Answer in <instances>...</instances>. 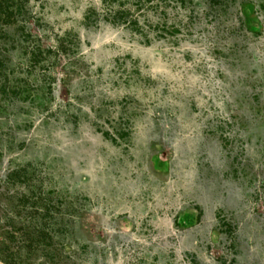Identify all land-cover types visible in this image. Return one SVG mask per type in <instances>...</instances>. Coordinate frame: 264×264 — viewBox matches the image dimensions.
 Returning a JSON list of instances; mask_svg holds the SVG:
<instances>
[{"label":"rangeland","instance_id":"1","mask_svg":"<svg viewBox=\"0 0 264 264\" xmlns=\"http://www.w3.org/2000/svg\"><path fill=\"white\" fill-rule=\"evenodd\" d=\"M220 1L0 0L37 96L0 116V264H264V0ZM20 24L57 49L32 73Z\"/></svg>","mask_w":264,"mask_h":264},{"label":"trees","instance_id":"2","mask_svg":"<svg viewBox=\"0 0 264 264\" xmlns=\"http://www.w3.org/2000/svg\"><path fill=\"white\" fill-rule=\"evenodd\" d=\"M117 0H101V2L103 4H106L107 6H111L113 5V3H116ZM145 0H135V8L139 5H141ZM179 2H182L183 7H187L186 5H184L185 0H178ZM133 2V1H132ZM220 0H216V5L220 4ZM134 4V3H131ZM213 5L210 6V8H212ZM50 13V12H48ZM136 19V18H135ZM137 21V20H136ZM41 25H44V23L42 22ZM48 25V24H47ZM174 31H177L176 28ZM60 30H55V32H53V36L52 39L55 40L56 38H58V33ZM16 34V38L21 40V44L19 46H17V48L19 47V49L21 50L22 53V58H24V61H26V66H24L25 68L23 70L27 71L28 73H32L34 71H36L37 69V62L39 61V58L42 55L46 56V59L48 61V63L50 64V59L51 57H53L55 59V57H57V49L53 48V47H47V48H42L41 47V40L39 38H35L31 32L29 31V29L27 30L25 28L24 25L20 24L15 32ZM65 35L60 34L59 37L61 38H65V41H68L70 43H73V45H76V41L71 39L69 36V32H65ZM5 36V32H3V30L0 28V37L1 36ZM16 38H12V42L14 43L16 41ZM12 50H16V46L14 44V46L11 47ZM56 50V51H55ZM7 52V51H6ZM7 55V54H6ZM4 56L1 51H0V116L1 113H9L11 115H15V110L8 109V104H9V100H11L12 102H20L23 105H31L32 103H34L36 100V93L33 94H29L28 92H25L24 90H21L18 86L20 85L19 83L23 82V80H19L18 83L15 81L14 85L15 86H10V75L14 74V69H12V67L8 66V61H10L8 56ZM52 58V59H53ZM53 60H51V65H53ZM17 73V72H16ZM21 73V70L18 72ZM15 87V88H14ZM51 91L48 95L44 96V101L46 103V105L44 104V108L45 109L47 107V104L51 101ZM10 98V99H9ZM8 100V101H7ZM27 105V106H28ZM27 106L24 107H20L19 108V112L18 114L20 115H29V111L30 109L27 108ZM28 106V107H29ZM36 109H41L39 106L35 107ZM24 124H23V129H27L31 126H33V122L31 123V121H27L26 119L23 120ZM17 129H20V126L17 125ZM12 142L11 140H9V143ZM2 148L0 147V154L2 153ZM46 164L41 160L38 159L36 161L31 160L28 161L26 163V165L24 167H16L18 166V164H14L15 167H13V169H11L10 173H9V180L12 178H24L23 182L25 183V187L27 189H30L31 187L36 186V183H41L42 181H45L44 178H49L48 176H44L41 175V177L39 176V174H41L43 172V168ZM22 172V173H21ZM44 174H47V170H45V172H43ZM51 175L54 173L49 172ZM54 177V175L52 176ZM51 177V179H49V184H54L57 185V180H53ZM44 179V180H42ZM58 186V185H57ZM36 188V187H35Z\"/></svg>","mask_w":264,"mask_h":264}]
</instances>
